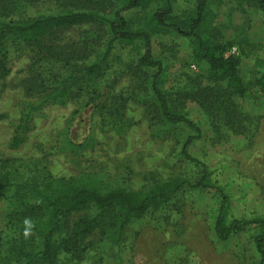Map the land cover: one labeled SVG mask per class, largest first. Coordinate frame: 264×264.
<instances>
[{
  "label": "rangeland",
  "instance_id": "374dc122",
  "mask_svg": "<svg viewBox=\"0 0 264 264\" xmlns=\"http://www.w3.org/2000/svg\"><path fill=\"white\" fill-rule=\"evenodd\" d=\"M172 5L177 16L196 14L195 0H172ZM158 6L126 16L134 27H143ZM63 8L60 0H40L15 19L58 14ZM208 22L212 37L231 44L226 56L264 59V14L255 1L210 0ZM89 29L64 33L69 46L88 40L90 50L88 59L69 65L42 60L21 38L6 36L11 72L0 83V173H10L12 186L0 194V248L16 230L7 214L15 208L16 186L22 182L87 178L103 191H140L176 178L196 184L203 175L182 154L183 143L196 133L155 119L151 78L156 71L139 67L143 45L118 41L104 59L109 31ZM154 55L165 64L163 88L172 107L202 129L203 137L188 150L206 164L210 182L228 194L229 220L264 217V95L255 87L243 98L227 91L247 117L240 121L246 132L238 134L220 122L214 125L188 97L192 87L209 84L193 59L190 38L172 32L156 35ZM246 64L244 73L251 70L250 60ZM92 66H98L95 72L88 71ZM38 76L43 89L31 91ZM24 194L25 202H33ZM219 205L211 190L183 187L161 208L132 221L121 244L95 234L86 239L82 260L61 252L54 264H260L258 229H245L226 245L215 239L212 223Z\"/></svg>",
  "mask_w": 264,
  "mask_h": 264
},
{
  "label": "trees",
  "instance_id": "16d2710c",
  "mask_svg": "<svg viewBox=\"0 0 264 264\" xmlns=\"http://www.w3.org/2000/svg\"><path fill=\"white\" fill-rule=\"evenodd\" d=\"M39 1L0 0V83L11 72L4 52L7 35L21 38L42 60H59L69 65L88 59L90 50L88 40L74 41L69 46V42H64V33L84 26L89 30L107 27L111 39L104 59L118 41L143 45L144 54L138 65L156 71L151 78L155 119L165 125H185L196 133L185 140L182 154L187 161L201 167L203 175L196 184L176 178L140 191L125 188L103 191L87 178L74 181L52 176L41 183L25 181L17 184L15 203H12L15 208L7 214L9 223L16 230L7 245L0 248V264H54L61 252L80 261L89 246L85 244L86 239L95 234L117 246L123 241V234L132 221L141 219L151 209L158 210L186 186L209 189L219 198L212 231L222 245L228 244L245 229H258L260 233L255 247L261 258L260 264H264V217L229 220L228 194L222 186L210 182L206 164L189 153V147L203 137V132L186 112L172 107L170 95L163 88L165 64L154 55V38L168 32L190 38L193 59L209 84L192 87L188 97L207 113L214 125L220 122L238 134L246 132L247 128L241 126L240 121L247 117L237 111L227 91L243 98L255 87L264 95V59L252 55L244 58L226 56L231 44L210 35V0H195L196 14L190 17L177 16L172 0H60L64 7L61 13L15 19L22 9ZM240 1H255L264 14V0ZM156 3L159 6L148 13L143 27H134L126 16L128 12L143 10ZM246 60H250L251 70L244 73ZM97 67L92 66L88 71L95 72ZM32 80L31 91L43 89L40 76ZM15 142L18 144L19 140ZM6 164L2 162L3 167ZM9 176L10 173H0V194L12 186ZM27 192L33 202H25L24 193ZM75 215L76 219H72ZM26 220L29 223L26 224ZM26 230L30 233L27 238L24 235Z\"/></svg>",
  "mask_w": 264,
  "mask_h": 264
},
{
  "label": "clouds",
  "instance_id": "9594fccd",
  "mask_svg": "<svg viewBox=\"0 0 264 264\" xmlns=\"http://www.w3.org/2000/svg\"><path fill=\"white\" fill-rule=\"evenodd\" d=\"M27 223H29V221H28V220H26V224H27ZM29 234H30V233H29V231H27V230H26V231H25V233H24V235H25V238H27Z\"/></svg>",
  "mask_w": 264,
  "mask_h": 264
}]
</instances>
